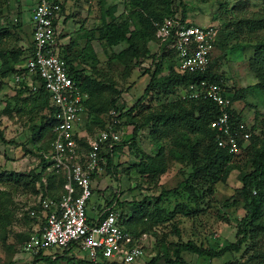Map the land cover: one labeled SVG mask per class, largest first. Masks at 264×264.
<instances>
[{"label": "rangeland", "instance_id": "obj_1", "mask_svg": "<svg viewBox=\"0 0 264 264\" xmlns=\"http://www.w3.org/2000/svg\"><path fill=\"white\" fill-rule=\"evenodd\" d=\"M102 1L106 6L122 0ZM173 1L174 6L178 0ZM180 1L176 14L178 16L182 4L185 5V19L191 24L197 23L194 18L201 17H205L207 24L214 23L217 26L223 21L221 17H232V21L247 18L248 28L251 26L256 31L249 34L241 32L240 43L249 40V46L258 43L264 45V28L257 29V21L261 19L264 22V0H208L202 5L197 4L195 0ZM223 1L232 13H222L218 10V3ZM31 6V0H3L0 4V51H7L13 56L19 53L17 59L21 57L23 49L31 39ZM116 9L118 14L120 8ZM82 15L85 17L86 13L82 11ZM93 20L85 23L86 29L89 30L82 28L84 23L74 22L81 24V31L76 29L67 34L70 36L69 40L76 43L74 47L77 48L73 54L75 58L76 55L78 57L82 46L87 50L85 32L99 24L97 16ZM90 45L93 62L86 59L87 63H78L79 60L76 59L74 63L76 67L85 69V74H89L99 85H91L94 91L88 101V104L91 103L90 108L82 117L85 126L89 127L87 134L91 137L101 128V122L107 121V108L111 101H114L115 106L120 107L122 112L128 111L136 103L148 82L149 73L145 71L150 72L152 66L148 57L130 61L125 65L120 60L112 59L113 55L123 50V44L112 49L96 43ZM249 46L229 51L225 59H219L213 69L225 83L226 93L235 97L231 109L251 136L249 142L247 140L243 143L244 148L248 145L246 149L239 156L225 162L222 167L203 165V155L207 152V136L190 134L180 123L155 126L154 132H150V126L139 127L134 139L131 138L132 126H121V143L112 159V166L108 170L103 167L101 174L95 177L88 209L93 215L98 206H105L109 199H114L118 202L124 220L131 216L138 218V214L143 210L144 216L141 220H131L135 233H142L146 237L140 243L143 255L137 264H145L149 259L163 253L170 257L174 246L185 241H193L206 249H219L224 244L235 241L238 221L244 215V202L240 196L241 184L238 179L240 175L250 171L249 161L252 152L263 140L264 127V88H251L256 82L264 85V63L260 64L261 67L256 64L254 71L259 76L258 81L249 70L248 59L253 56ZM149 51H155V45H152ZM218 55L220 52L215 51L214 57ZM17 64L10 59L6 63L7 67ZM166 74L167 72L163 71V75ZM182 97L183 94L169 97L150 94L137 104L132 119L139 125L143 116L150 111H158L164 105L165 110L170 111L178 105V99L182 100ZM21 98L23 97L16 93L9 77L0 81V134L3 140L11 143L0 144V264H31L33 256L25 253L23 247L32 234L31 226L35 221L30 219L29 212L36 206L40 194V186L33 177L38 175L44 180L47 175V171L39 165L38 153L29 139L31 133L28 127L38 123V113L32 110L31 104L28 105V102ZM45 141L44 136L38 143L45 145ZM154 143L161 146L160 175L155 165L157 162L151 160L156 153L155 148L158 147L153 145ZM193 153H197L196 156H193ZM190 157L197 162L193 169L192 165L190 166ZM142 166L143 169H151L149 172L140 173ZM228 170L225 175L224 171ZM192 172L198 175L197 178H188ZM262 201L264 206V194ZM179 209L182 213H178ZM171 213L173 214L170 220L164 222ZM257 223L259 227L249 230L237 253H226L219 259L200 258L183 253L181 257L184 264H264V213ZM140 226H146L144 231H140ZM49 252L51 253V250ZM60 253L58 255L62 256L63 253ZM70 253L78 260H86L83 252L73 250ZM159 262L162 264V260ZM55 264L64 263L59 261Z\"/></svg>", "mask_w": 264, "mask_h": 264}, {"label": "trees", "instance_id": "obj_2", "mask_svg": "<svg viewBox=\"0 0 264 264\" xmlns=\"http://www.w3.org/2000/svg\"><path fill=\"white\" fill-rule=\"evenodd\" d=\"M2 1L3 0H0V4ZM123 1H127V10L129 11V14L127 16L123 13L116 14L115 6L105 7L104 2L102 0H98L99 24H97L98 26L94 27L92 30L85 32V34H87V38L85 41L88 45V52L83 46L82 50H79L78 57L76 55L75 58L73 54L70 53V45L59 46L58 51L60 52V54H58V56L65 63L68 69L69 76L72 79L78 81L80 90L82 92H84L86 95L88 93L89 95L87 96V99L83 104L84 115L90 108L89 104H91H88V101L93 95L94 91V89H91V85H99L94 81L93 78L89 76V74H85V69H81L73 65L75 60L78 59V63L82 61L86 62V59L93 62L91 59L92 50L89 45V43L92 41L97 42L99 46L104 45L109 49L123 44L125 46L123 50L118 51L115 55H113L112 59L120 60L121 63L125 65L130 61H136L138 59L148 57L150 65L152 66L150 72L148 70L145 71V73H149V75L148 82L143 90L142 96L136 101V103L133 104L130 109H128V111L122 112L120 107L115 106L114 101H111L110 106H108L107 108V110L113 108L119 113L116 119L119 120L121 126H132V139H134V137L136 136L139 127L150 126V132H154L155 126H165L167 123H180L182 127H184L185 130L190 134H203L207 136L208 143L205 145V151L207 152L204 151L205 154L203 155L204 166L207 167L208 165H210L209 167H222L225 162L239 156L248 145L245 148H240L239 151L234 155L227 153L226 150H222L216 147L214 132L209 129L208 125L209 122L219 114V110L210 101L203 99H188L187 87L189 85H194L200 81H205L207 83L220 86L226 93V86L224 85L225 83L223 82V80H220L219 76L213 71L214 65H216L219 59H225L227 52L237 48H241L242 46L247 47L251 45L249 40L240 43V33L246 32V34H249L256 31L255 28H252L251 26L250 29L248 28L249 26L246 23L248 22L247 18L240 20L238 19L239 21H232V17L228 19H224V17H221L223 21L221 22L220 26H217L218 33L214 42V48H216L220 52V55L211 58L207 72L204 75L178 73L174 68L176 62L173 53L166 49L164 43H161L154 38V24L160 23L163 18L172 17H176L181 24L188 23V20L185 19V11L187 10L186 7H184L185 5L181 3L182 6L179 15L177 16L176 8L180 5V0H178L177 4H174V6L173 0ZM195 1L197 3H205L208 0ZM56 2L59 4V13L61 15V3L59 0H56ZM217 7L218 10H220L222 13H232V10L227 9V4L224 3V1L223 3H218ZM262 28H264V22L259 19L257 21V29L261 30ZM59 38H61V36ZM88 40H90V42ZM150 42L153 43L152 45H155V51H153L152 53H150V48H148V43ZM30 46V42H28L27 47L23 49L21 53V57L19 58L20 60L17 59V55H19V53L13 56L7 51H0V81L17 72L15 67L24 62L27 53H29L30 51ZM249 47L253 51L252 58L248 59V66L250 68L249 70L256 76V78H258L259 81V76L256 75L254 70H256V64L258 65V67H261L260 64L264 63V45L263 43H258L253 44ZM8 59H10L14 64H18L15 66L13 65V67H7L6 63ZM164 63H166L167 66ZM163 71H166L167 74L163 75ZM31 83H36V85H38L35 91H31L23 83L14 86L16 88V93L23 97L21 98V100H23L24 102H28V105L31 104L32 110L34 109L38 113V123L29 125L28 128L31 133L29 137L30 143L38 153V163L39 165H41L43 170L47 171V175L45 176L44 180H42V178H39L38 175H35L33 177L40 186V194L36 206L31 208L32 211L29 212V216L31 220H35L33 224H36L37 230H39L44 225V213L40 208V201L44 199H59L63 192L62 188L65 180L60 173L49 170L50 163L47 161V158L51 153L50 144L53 140L52 129L55 125V111L51 106H49L47 96L43 88L39 86V84H37V80L35 78H31ZM259 87L264 88V85L256 82V84H254L251 88L258 89ZM180 91H185V98L182 100L178 99V105L172 108L170 111L165 110L164 106L166 105H164L160 110L150 111V113L143 116L142 122L139 125H137L133 121L132 113L136 109L137 104H139V102H141L144 97L150 94H153L156 97H169L173 96L174 94H181ZM226 95L230 101V107L227 108L226 111L230 116L231 123L235 124L239 122L238 118L234 115L231 109V103L233 98L235 97H231L227 93ZM106 122V120L102 121L100 124L101 128H98V130L103 129ZM83 128L86 133L89 131V127L85 126V124L83 125ZM262 135L263 140L260 143V146L252 152L249 161L250 171L248 173L240 175L238 179L239 183L241 184L240 196L242 197L244 202V215L238 221L234 235L235 241L233 243H226L219 249H206L201 245H196L193 241L177 243L174 246L170 257H168L166 253H163L149 259L145 264H160L159 261L161 260L162 264H184V261L181 257V254L183 253L195 255L196 257L200 258L219 259L226 253H237L239 251L246 237V234L249 233V230H251L253 227H259V225H257L258 219L264 213V206L262 201V196L264 194V127L262 130ZM44 136L46 137L45 145L39 144L38 142L41 141ZM76 142L79 145L80 153L85 154L88 151L86 139H78ZM0 144L10 145L11 143L3 140L0 134ZM153 145L158 147L155 148L156 153H154L153 157H151V160L153 162H157L155 165L158 167L157 173L158 175H160L162 174V168L160 167L161 159H159L160 157H162V153L160 151L161 146L159 145V143H154ZM118 147L119 145L114 146L111 151L107 150L104 147L99 152V155L104 161V169L108 170L112 166V159L115 152L118 150ZM196 154L197 153H193V156H196ZM190 160V166L192 165L193 169L197 162L195 161V159H193V157H190ZM80 161H82V159H80ZM137 165L140 166L139 164ZM143 166L140 169V173L150 171L151 167H145L143 169ZM228 172L229 170L224 171V174L227 175ZM197 176V174L195 175V173L192 172L188 178L194 179L195 177L197 178ZM167 194L169 193L167 192ZM111 202L112 201L109 199V202L106 203L105 207H108ZM114 211L118 213L119 226L123 231L129 233L134 239H137L144 235L139 232L135 233L136 231H134L131 226L132 219H135V221L141 220V218L144 216L143 210H141L138 214V218H134L131 216L127 220L123 219V214L119 209L118 202H116L114 205ZM30 213H33V215L31 216ZM178 213H182V211L179 209ZM172 214L173 213L169 214L167 218H165L164 222L170 220ZM145 228L143 226H140V231H144ZM73 250L80 252L76 249H65L62 251L54 249L51 250V253L49 252V249L46 251H41L36 255H33L31 264H35L36 262H41L43 264H55L59 261H62L64 264H91L87 261V259L85 261L81 259L78 260L75 255L70 253ZM59 252H61L60 254L63 253L62 256L58 255Z\"/></svg>", "mask_w": 264, "mask_h": 264}, {"label": "built area", "instance_id": "obj_3", "mask_svg": "<svg viewBox=\"0 0 264 264\" xmlns=\"http://www.w3.org/2000/svg\"><path fill=\"white\" fill-rule=\"evenodd\" d=\"M31 2L30 51L24 62L15 67L17 72L11 74L10 81L13 85L23 83L35 91L38 85L31 83V78H35L43 88L49 106L55 111L51 153L47 158L49 170L60 173L65 182L59 199L40 201L44 225L28 237L23 251L33 256L48 249H76L91 264H137L143 255L140 243L144 235L134 239L120 228L115 204L97 208L93 219L87 215L92 183L104 166L99 152L104 147L111 151L121 143L122 131L116 119L119 113L109 109L103 129L86 140L88 151L80 153L76 141L83 136V104L87 95L80 90L78 81L69 76L58 56L62 45L59 4L56 0ZM154 29L155 39L173 53L178 73L207 72L218 33L216 25L181 24L172 17L163 18L154 24ZM187 91L188 99L207 100L218 108L219 114L208 125L214 132L216 147L232 155L244 148L249 130L240 122L231 123L226 111L230 101L225 91L205 81L189 85ZM181 94L184 99L185 91Z\"/></svg>", "mask_w": 264, "mask_h": 264}, {"label": "crops", "instance_id": "obj_4", "mask_svg": "<svg viewBox=\"0 0 264 264\" xmlns=\"http://www.w3.org/2000/svg\"><path fill=\"white\" fill-rule=\"evenodd\" d=\"M18 1H20V0H18ZM22 1V0H21ZM27 1V0H26ZM30 1V0H29ZM60 1V0H59ZM60 3H61V6H62V12H61V26H62V30H63V32L61 33V39H62V46H64V45H70L71 46V50H70V53L71 54H74L75 53V51L74 50H76V48H77V46L76 47H74V45L76 44V43H74L73 41H70L69 40V38H70V36H68L67 34H69L71 31H76V29H77V31H81V29L79 28L80 26H81V24H76V23H84L83 24V26H82V28L84 29V30H89V29H86V25H85V23L87 22V21H89V22H93L94 20L93 19H95V17L97 16V19H98V1H60ZM197 4H200V5H202L203 3H197ZM105 6V5H104ZM107 7H109V6H115V8H120V11H119V13L118 14H121V13H123L124 15H128L129 14V11L127 10V1H119L118 3H115V2H113L112 4H110V5H106ZM105 6V7H106ZM32 7V6H31ZM30 11H31V8L29 9V13H30ZM82 11L83 12H85L86 13V16L84 17L83 15H82ZM189 12H190V10H188ZM116 12H117V9H116ZM190 15V14H189ZM29 16H30V14H29ZM191 19V18H190ZM194 20V22H197V23H194V24H196V25H199V26H209V25H216V24H207L206 22V20H205V17H201V18H194L193 19ZM99 21V20H98ZM209 21V20H208ZM74 22H76V23H74ZM189 22V21H188ZM210 22V21H209ZM74 23V24H73ZM99 23V22H98ZM73 24V26H71ZM72 27L73 28H75V29H72ZM85 27V28H84ZM216 27H217V25H216ZM64 36V38H62ZM155 38V37H154ZM91 43H96L97 45H98V43L97 42H90L89 43V45L91 44ZM153 43H148V48H150V46L152 45ZM73 45V46H72ZM90 46H92V45H90ZM83 47V46H82ZM81 48V47H80ZM92 48V47H91ZM215 51H218L216 48H213V51H212V55H211V58H214V53H215ZM219 52V51H218ZM228 53V52H227ZM227 53H226V55H227ZM95 54V53H94ZM226 57V56H225ZM74 66H76V64L74 63L73 64ZM11 76V75H10ZM10 76H9V80H10ZM11 82V81H10ZM84 122V121H83ZM85 124V123H84ZM106 124V123H105ZM119 128H121V131H123L122 130V127H121V125L119 126ZM83 136H82V138H85L86 140H88V139H90L91 137L90 136H88V134L86 133V131L83 129ZM38 201V200H37ZM107 202H109V200L107 201ZM117 201L116 200H113L111 203H110V205H112V204H115ZM104 205H106V204H104ZM109 205V206H110ZM102 206V205H101ZM100 206H98L97 208H99ZM89 207H88V205H87V214H88V216H89V218L90 219H93L94 218V213H93V215L92 214H90L89 213V209H88ZM32 234L37 230V225L36 224H33L32 226ZM146 237L144 236V238L143 239H145ZM143 241V240H142ZM74 255V254H73Z\"/></svg>", "mask_w": 264, "mask_h": 264}]
</instances>
